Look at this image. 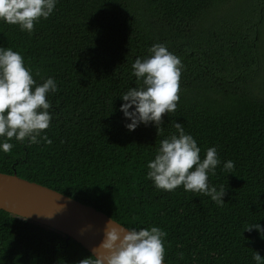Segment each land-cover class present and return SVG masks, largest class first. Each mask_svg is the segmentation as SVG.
Masks as SVG:
<instances>
[{"label":"trees","instance_id":"trees-1","mask_svg":"<svg viewBox=\"0 0 264 264\" xmlns=\"http://www.w3.org/2000/svg\"><path fill=\"white\" fill-rule=\"evenodd\" d=\"M58 0L29 34L0 21V46L18 51L36 84L51 77V140L14 138L0 173L62 193L126 228H160L166 264H254L264 239V0ZM243 1V0H242ZM161 43L179 57V100L151 123L128 131L122 92L135 87L131 64ZM203 158L221 164L208 183L224 204L182 186L158 190L147 162L175 123ZM39 139V137H38ZM234 164L231 174L223 162ZM182 253V255H181ZM95 257L45 225L0 209V264H79Z\"/></svg>","mask_w":264,"mask_h":264},{"label":"clouds","instance_id":"clouds-1","mask_svg":"<svg viewBox=\"0 0 264 264\" xmlns=\"http://www.w3.org/2000/svg\"><path fill=\"white\" fill-rule=\"evenodd\" d=\"M57 3L58 0H0V21L17 25L30 34L34 23L47 19ZM148 53L131 64L130 75L135 78L136 86L128 87L119 96L123 101L119 110L129 121L125 128L130 132L140 124L151 123L159 133L162 117L174 112L179 100L182 67L179 57L161 43L152 44ZM56 91L53 78L36 84L22 55L0 46V152L10 151L13 145L9 141L13 138L18 142L27 139L29 144L51 143L42 133L49 128L52 118L51 103L46 97ZM173 126L175 133L159 141L154 158L147 162L146 178L158 190L171 192L182 186L185 192L200 193L218 205L224 204L226 189L208 183L209 175H214L221 164L216 148H207L201 158V149L192 135L180 123ZM233 167V162L228 160L223 162L222 170L231 174ZM253 229L264 239V228L259 223L249 224L244 231ZM164 236L156 226L111 228L100 245L105 254L96 256L95 260L85 258L79 264H164ZM252 260L254 264H264V257L257 251H253Z\"/></svg>","mask_w":264,"mask_h":264},{"label":"water","instance_id":"water-1","mask_svg":"<svg viewBox=\"0 0 264 264\" xmlns=\"http://www.w3.org/2000/svg\"><path fill=\"white\" fill-rule=\"evenodd\" d=\"M0 209L67 235L95 258L105 254L100 245L108 230L126 228L94 207L16 173H0Z\"/></svg>","mask_w":264,"mask_h":264},{"label":"rangeland","instance_id":"rangeland-1","mask_svg":"<svg viewBox=\"0 0 264 264\" xmlns=\"http://www.w3.org/2000/svg\"><path fill=\"white\" fill-rule=\"evenodd\" d=\"M244 0L242 1V0H239V1H237V2H234V4L233 5H235V7H237V8H239L241 5H243L244 4Z\"/></svg>","mask_w":264,"mask_h":264}]
</instances>
